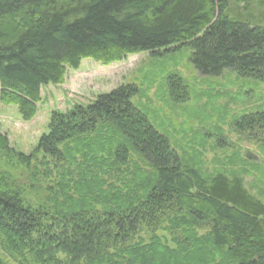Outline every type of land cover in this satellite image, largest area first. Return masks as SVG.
Here are the masks:
<instances>
[{"label":"trees","instance_id":"16d2710c","mask_svg":"<svg viewBox=\"0 0 264 264\" xmlns=\"http://www.w3.org/2000/svg\"><path fill=\"white\" fill-rule=\"evenodd\" d=\"M257 12L264 0H0V98L30 120L43 87L82 59L184 43L201 74L264 82ZM168 87L189 97L178 74ZM139 92L123 84L55 111L35 151L10 149L17 174L0 171V235L55 264H264V201L240 175L203 178L133 103ZM238 120L264 146V111ZM0 147L2 157L6 137Z\"/></svg>","mask_w":264,"mask_h":264},{"label":"rangeland","instance_id":"374dc122","mask_svg":"<svg viewBox=\"0 0 264 264\" xmlns=\"http://www.w3.org/2000/svg\"><path fill=\"white\" fill-rule=\"evenodd\" d=\"M253 15L257 22H264L260 12ZM191 53L192 48L184 43L157 55L129 54L109 63L84 58L77 69H67L62 83L43 87L37 113L30 120L22 118L17 105L0 98V140L6 137L8 143V152L2 151L0 157V171L10 175L12 171L13 177L17 174L10 149L24 155L35 151L41 136L49 131L53 112L65 113L134 83L140 92L132 98L133 103L147 111L150 121L186 163L197 165L205 179L218 172L240 175L247 190L264 201L263 142L258 143L247 128L238 129L236 123L244 115L264 111V82L242 77L235 70L218 76L201 74L190 59ZM173 73L180 75L188 89L189 97L184 100L170 96L168 78ZM0 264L55 263L27 257L21 245L0 235Z\"/></svg>","mask_w":264,"mask_h":264}]
</instances>
